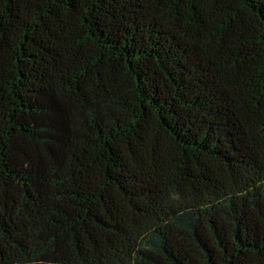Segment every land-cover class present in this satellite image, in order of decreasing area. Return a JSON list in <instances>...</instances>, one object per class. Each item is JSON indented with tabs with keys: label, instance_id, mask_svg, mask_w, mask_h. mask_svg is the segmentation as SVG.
Listing matches in <instances>:
<instances>
[{
	"label": "trees",
	"instance_id": "obj_1",
	"mask_svg": "<svg viewBox=\"0 0 264 264\" xmlns=\"http://www.w3.org/2000/svg\"><path fill=\"white\" fill-rule=\"evenodd\" d=\"M0 264H264V0H0Z\"/></svg>",
	"mask_w": 264,
	"mask_h": 264
}]
</instances>
